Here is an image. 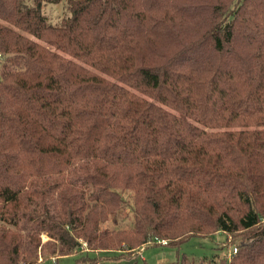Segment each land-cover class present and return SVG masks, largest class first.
I'll list each match as a JSON object with an SVG mask.
<instances>
[{
	"label": "trees",
	"instance_id": "1",
	"mask_svg": "<svg viewBox=\"0 0 264 264\" xmlns=\"http://www.w3.org/2000/svg\"><path fill=\"white\" fill-rule=\"evenodd\" d=\"M61 1L0 0V264H264V0Z\"/></svg>",
	"mask_w": 264,
	"mask_h": 264
},
{
	"label": "rangeland",
	"instance_id": "2",
	"mask_svg": "<svg viewBox=\"0 0 264 264\" xmlns=\"http://www.w3.org/2000/svg\"><path fill=\"white\" fill-rule=\"evenodd\" d=\"M42 14L46 16L49 23L53 26L59 25L61 20L68 16L66 11V0H62L58 4H49L42 8ZM129 200V201H128ZM131 203V198H127V203ZM126 218H119L120 226H128L131 224L130 211L127 209ZM107 227H114L112 222H107ZM43 240L45 238L43 237ZM238 239L227 236L224 233H215L209 237H191L183 244L176 247L173 245L166 246V241H152L134 253H101L108 255L103 264H164L170 262L195 263L201 260L204 263H211L213 260H218L225 255L232 253V249L238 245ZM82 249H86L83 244ZM75 255L62 257L58 260L48 259L42 261L39 258L35 264H74Z\"/></svg>",
	"mask_w": 264,
	"mask_h": 264
},
{
	"label": "built area",
	"instance_id": "3",
	"mask_svg": "<svg viewBox=\"0 0 264 264\" xmlns=\"http://www.w3.org/2000/svg\"><path fill=\"white\" fill-rule=\"evenodd\" d=\"M0 58H1V54H0ZM235 252H236V249L233 248V249H232V253L234 254Z\"/></svg>",
	"mask_w": 264,
	"mask_h": 264
}]
</instances>
